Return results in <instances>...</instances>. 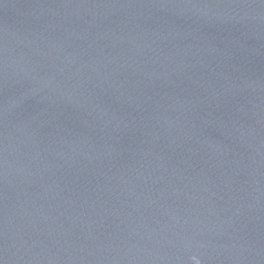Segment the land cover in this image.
<instances>
[{
  "label": "water",
  "instance_id": "1",
  "mask_svg": "<svg viewBox=\"0 0 264 264\" xmlns=\"http://www.w3.org/2000/svg\"><path fill=\"white\" fill-rule=\"evenodd\" d=\"M0 264H264V0H0Z\"/></svg>",
  "mask_w": 264,
  "mask_h": 264
}]
</instances>
